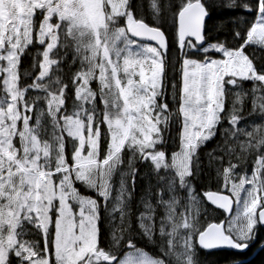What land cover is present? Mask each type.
I'll list each match as a JSON object with an SVG mask.
<instances>
[{"label": "snow or ice", "instance_id": "snow-or-ice-1", "mask_svg": "<svg viewBox=\"0 0 264 264\" xmlns=\"http://www.w3.org/2000/svg\"><path fill=\"white\" fill-rule=\"evenodd\" d=\"M261 226L264 0H0V264H245Z\"/></svg>", "mask_w": 264, "mask_h": 264}, {"label": "trees", "instance_id": "trees-1", "mask_svg": "<svg viewBox=\"0 0 264 264\" xmlns=\"http://www.w3.org/2000/svg\"><path fill=\"white\" fill-rule=\"evenodd\" d=\"M29 51H30V54H27L25 57L22 58L21 71L31 70L32 69L33 64L37 60V52L38 51L41 54L39 59L42 61L43 48L41 46H39L38 43L35 46L31 47ZM54 71H55V68H54ZM37 74H38V71H31V74L25 78L26 82L27 83L34 82V77ZM169 75H171V73H169ZM92 87L95 90L98 87V82L94 81L92 83ZM252 87H254V85L251 82H245V88L246 89H250ZM257 95H260V93H257ZM253 101H254V97H251V96H249V97H247L245 99L244 107H245L246 110L253 107ZM257 103H258V101H257ZM250 123H251V121H250ZM224 127H227V123L226 122L221 126L220 131L217 133L218 137L223 135V128ZM170 135H171L172 139L169 140V144L166 147V150L168 151L169 156H170L172 151H178L179 150L178 143L174 142L175 141V135H176L175 131L171 132ZM217 142L218 141H212V142H209V143H207L206 145L203 146V153H202V156H201L202 164H206L207 163V153L211 152L216 147V143ZM67 145H68V150L71 151L70 143H67ZM253 169H254V165H253V163L251 161V157H248V163L243 168L242 174L250 173V172L253 171ZM137 183L139 184V180L137 181ZM212 183H213V185L215 184L214 181ZM76 187L79 189L80 193H82L83 195L92 196L94 198H97L95 191L91 190V189H87L82 183L78 182L76 184ZM212 190H216L215 187H213ZM201 191H203V189H201ZM208 207H209V210L212 212V216L209 217L206 214L202 213L201 217H200L201 222H204L205 220H208V219H211L212 221L225 219L224 213L221 210H219V209L212 210V206H210V205ZM257 231H258L259 235L264 236V227L261 226V228H258ZM29 238L31 239L32 237H29ZM141 247H143V245H141ZM258 247H259V245L251 247V249L249 251H247L243 255H239L238 256L234 252L230 253L229 255L234 256L237 260H241V259L249 257L253 253L254 249H257ZM145 250L149 251V252H152L151 247L146 248ZM245 264H264V251H262L260 249L257 252L256 257L253 258L249 262H245Z\"/></svg>", "mask_w": 264, "mask_h": 264}, {"label": "rangeland", "instance_id": "rangeland-1", "mask_svg": "<svg viewBox=\"0 0 264 264\" xmlns=\"http://www.w3.org/2000/svg\"><path fill=\"white\" fill-rule=\"evenodd\" d=\"M257 48H258V47H257ZM253 51H259V49H253ZM53 71H54V68H53ZM91 86H92V85H91ZM92 88H93V87H92ZM93 90H94V89H93ZM34 94H37L35 90H33L32 92L29 93V95H34ZM66 140H67V143H70V146H71V144H72L71 139H69V138L66 137ZM253 171H254V169H253ZM251 173H252V172H250V173L247 174V175L250 176ZM114 180H115V187H114L113 195H116V194H117V191H118V188H119V183H118V181H119V173H117V175H116V177L114 178ZM81 194H82V193H81ZM82 195H83V194H82ZM93 198H94V197H93ZM180 211H184V209L181 208ZM260 249H261V247L259 246L256 252H258ZM254 250H255V249H254ZM256 252H255V253H252L249 257L244 258V259H243L244 262H249V261H251L253 258H255V257H256V254H257Z\"/></svg>", "mask_w": 264, "mask_h": 264}, {"label": "water", "instance_id": "water-1", "mask_svg": "<svg viewBox=\"0 0 264 264\" xmlns=\"http://www.w3.org/2000/svg\"><path fill=\"white\" fill-rule=\"evenodd\" d=\"M223 211V210H222ZM226 215L228 216V214L226 213Z\"/></svg>", "mask_w": 264, "mask_h": 264}]
</instances>
